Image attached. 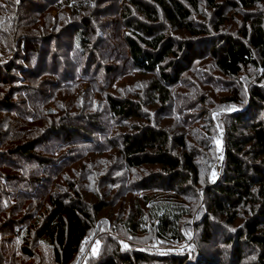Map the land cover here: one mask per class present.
<instances>
[{
	"label": "trees",
	"instance_id": "16d2710c",
	"mask_svg": "<svg viewBox=\"0 0 264 264\" xmlns=\"http://www.w3.org/2000/svg\"><path fill=\"white\" fill-rule=\"evenodd\" d=\"M71 2L64 4L73 13L91 8ZM28 3L36 7L33 0H0V110L5 113L0 118V264H73L90 236H95V242L107 241L110 247L104 245L101 254L90 255L89 264H264V25L258 13H250L241 36L236 37L224 34L219 20L227 10L247 14L264 0H124L125 57L138 71L156 74L159 80L145 88L148 99L142 98L141 88L126 91L131 96L109 92L96 103L81 102L79 113L57 103L46 90L47 86L68 89L60 81L67 82L72 72L68 63L62 74L58 72V53H51L49 45L72 29L77 31L75 46L89 47L84 31L87 16L58 37L52 34L58 26L47 15L43 27L36 26ZM202 5L218 19L214 30L194 19ZM178 32L188 38H177ZM207 58L212 61L206 63L204 81L223 92L218 107L212 109L220 117L213 121L215 126H222L215 132L224 149L219 173L215 167L203 170L200 162L209 160L216 140L210 139L207 146L203 134L196 133L198 145L193 147L186 135H173L172 128L156 122L149 109L154 101L162 114L176 98L172 90L186 85L183 75L197 60ZM48 67L60 81L44 78ZM245 71L256 80L239 81ZM74 79L70 82L76 90L79 78ZM91 83L97 93L104 87ZM201 83L190 88L195 99L187 93L181 98L186 107L179 115L188 126L203 118L193 111L209 103ZM37 93L46 96V104L33 99ZM87 105L94 111L84 112L81 106ZM98 106L120 130L134 127L133 133H119L115 145L126 169L159 168L148 179L130 185L128 191L140 196L124 224L102 220L99 214L108 206H91L74 186L75 194L57 191L62 164L74 159L67 151L60 156L57 151L71 144L77 149L74 156L84 158L98 145L90 131L98 129ZM207 119L212 123L211 116L210 122ZM101 134L109 137L105 130ZM50 141L59 144L52 147ZM205 146L206 152H200ZM202 171L208 175L200 191ZM32 203L37 205L35 211ZM5 214L10 216L8 222ZM213 234L222 235L221 246L211 248L219 254L218 260L199 245V238L206 244ZM150 235L166 248L146 249L141 239ZM249 256L252 261H247Z\"/></svg>",
	"mask_w": 264,
	"mask_h": 264
},
{
	"label": "rangeland",
	"instance_id": "374dc122",
	"mask_svg": "<svg viewBox=\"0 0 264 264\" xmlns=\"http://www.w3.org/2000/svg\"><path fill=\"white\" fill-rule=\"evenodd\" d=\"M33 1H35L36 7L31 6L32 4L30 3H28V6L31 7V10L34 9L31 13L33 18L36 20V26L41 29L45 24L42 18L47 15L48 18H51L50 22L55 23L56 27L58 26V29L52 32V34H56L58 37H60L61 34H64V30L67 26H72L75 23H79L80 25L81 18H84L83 16H87L89 24L88 29L84 30L85 36L88 38L87 44H89V47H85L84 45H81L80 47L75 46L74 33L77 31H73L72 29L65 32L66 35H63L61 39H58L49 45L51 53L55 51L58 53L57 60L60 62V65H62V68L59 64L56 66V68H58V72L62 74V71L64 70L63 67L68 68L67 63L70 64V68L72 70L69 79L65 82L64 80L60 81L55 76L53 77L50 74L54 72L52 69L49 67L46 69L44 78H49L56 82L60 81V83L65 84V86H69L67 87L68 89L64 88L58 90L51 88L50 86L46 87L47 92L52 93L53 97L56 98L55 100H59L57 103L65 106L67 105V107L70 109L73 108L75 112H77L81 102H83V104L96 103L97 101H101V99L109 92L113 94L118 93L131 96L126 91L134 93L139 91V88L143 90L142 98L148 99L147 95L149 91L145 88L152 86L154 82L158 81L159 76L156 74H145L138 71L132 62L125 57L126 55L124 53L128 52V49L123 43L125 28L121 17V14L123 13L122 9L124 0H95V2L94 0H76V3L75 0H71V4L73 6L76 5L80 7L81 2L85 3L84 6H91V8L86 11L84 9H80V13H73L69 10L68 5L64 4L67 0ZM117 6H119L118 11H116ZM36 8H38V10ZM40 8L45 10L41 11ZM250 13H254V15L255 13H258L256 16L261 18L264 25V3H262L247 14L245 11L240 9L234 13L228 10L225 11L223 17L219 18L220 24H222V27H220L221 31L227 35L232 34L236 37L241 36L240 32L247 23L246 18ZM194 19L200 23L208 24L213 30L215 25L219 24L214 11L207 8L205 5H202L200 13H196L194 15ZM174 36L179 39L188 38L187 34L182 32L175 33ZM48 58H50L49 55ZM211 61V59L207 58L204 60H197L195 62L191 69L182 77L183 80H185L184 83L186 85L176 87L172 90L176 92V98L173 100L172 105H165L166 110H163L162 114V108L158 107L156 105L157 103L154 101L152 105L149 106V109L151 110L150 112H152V115L155 116L154 119L156 122H160V124L167 127L168 130L172 128L171 132L173 135H186L190 141L189 143L193 147L195 146L194 143L196 146L198 145L196 133H198V135L203 134L205 142L208 146L211 142L210 139L213 138L216 141L218 140L215 137V132L222 127L220 125L215 126L213 121L217 122L220 117L219 113L212 112V109L218 107V104L220 103L219 100L223 96V92L204 81L208 78L205 71L209 68V66L206 65V63H210ZM250 73L251 71H245L241 75L239 81L247 82L249 79H252L251 81L256 80V77L253 78ZM216 74L218 75L217 72ZM72 78H75L74 80L79 78L78 85L80 87L76 90H74L76 86L70 82V79ZM91 80H93L97 85H104L100 93L96 92L97 88L95 89L92 87ZM202 81L205 84H203L204 87L200 88L201 90L208 91L209 95L207 94V97L209 99V103L205 105L204 108L202 107L200 109V107H197V111H193L198 113H194L195 117L202 116L203 118H198L199 120H196L195 123H191V126H188L186 122H184V119L179 115V110L186 107L184 104H181V98L185 93H187L188 96L195 99V95L193 97V95L190 94L192 92V89L190 88L196 86V84H199ZM41 85L43 84H39V86ZM144 90L148 91V93H146V91L144 92ZM45 97V95L37 93L34 95L33 99L35 101L41 100L43 104H46L45 101L47 98L45 99ZM81 108L84 112L94 111L92 105H87L85 107L81 106ZM98 110L99 114L95 115L96 126L98 129L95 127H93L94 129H90L92 134L98 138V145L92 147L91 152L84 158H80L78 155L74 156L77 154V149H75V147L71 144H67L61 149V151H57V155L59 156L67 151L69 154H72V157H74V159L69 158L72 160L71 162L67 159L62 164L59 171L60 174L56 179V182L59 184L57 191L63 194H75L74 189L78 192L81 191L84 195L83 197L91 206L96 203L108 206L102 213L99 214V217L102 220H108L109 222L112 221L116 224H119L117 221L120 220L121 224H124L125 221L123 220L126 218L127 212L129 209L135 208L138 203L136 198H139L137 197L139 192L128 191V189L132 188L130 185L134 184V182H141L143 179H148V176L159 168L145 167L143 169L128 171L123 157L120 154V147H115V145L117 142H120L118 140L119 133H133L134 127H127L126 129L124 128L120 130L114 121L108 120L109 118L105 117V113L103 112L101 106H98ZM184 111L188 112L187 109ZM206 112H208L213 118L212 123H208L206 121L208 118L207 120L210 122V116ZM4 114L5 113L0 110V118H4ZM203 119H205V121ZM224 122L225 121L223 119V123ZM143 123L144 121L142 120L141 124ZM207 128H211L213 133H208ZM101 130H105L109 137H107V135H102ZM50 144L53 147L59 144V142L56 143L55 141H50ZM207 146L202 148L200 152L205 153ZM215 146L216 148L214 150L212 148L209 150V160L207 158H201L200 162L202 163L203 170H210L215 167L216 173H219L222 170V166L219 168L218 163L219 161H222L224 149L220 141H217ZM16 160L21 161L20 157H16ZM65 164H67L66 167ZM81 172L83 177L79 178V174ZM207 175V171H202L200 175L202 182L197 188L198 190H202V187L204 186L203 181H205ZM73 186L74 189H71ZM203 190L206 191V187ZM126 192L131 193L124 195ZM201 195L203 196L204 194ZM203 200H205L204 197ZM203 200L201 203H204ZM195 203H198L196 199ZM32 205V211H35L37 205L33 203ZM9 215L11 216L10 213ZM10 216L6 215L3 219L8 222V220H10ZM21 216L22 215H19L16 219H20ZM29 223L30 222H28V225ZM100 233L101 230L99 231V234ZM221 236L222 235L213 234L212 237L208 239L206 244L199 238L201 243H199V245H202V247L205 248V253L210 257L217 258L216 260H218V257L216 256L219 254H217L216 251L213 254V252H211V248H215L213 246L214 244H221L219 242L221 240ZM1 238L2 236L0 237V241L2 240ZM141 240L145 242V248L152 251L156 248H159L160 250L166 248L162 245L163 243L154 239L152 235L148 237L142 236ZM199 241L197 240V242ZM104 245L109 246V243L107 241L101 242V240H96L95 242V236H90L83 245L81 255L73 264H89V256H96L98 253L101 254V250ZM252 259L253 257H247V261H252Z\"/></svg>",
	"mask_w": 264,
	"mask_h": 264
},
{
	"label": "built area",
	"instance_id": "2783aa9c",
	"mask_svg": "<svg viewBox=\"0 0 264 264\" xmlns=\"http://www.w3.org/2000/svg\"><path fill=\"white\" fill-rule=\"evenodd\" d=\"M222 166V161H219L218 167L220 168Z\"/></svg>",
	"mask_w": 264,
	"mask_h": 264
}]
</instances>
